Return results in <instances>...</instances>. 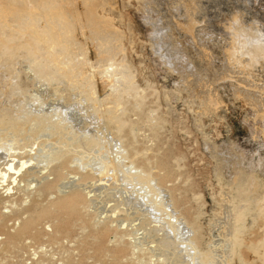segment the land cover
Segmentation results:
<instances>
[{"label": "rangeland", "instance_id": "rangeland-1", "mask_svg": "<svg viewBox=\"0 0 264 264\" xmlns=\"http://www.w3.org/2000/svg\"><path fill=\"white\" fill-rule=\"evenodd\" d=\"M257 44L264 0H0V264H264Z\"/></svg>", "mask_w": 264, "mask_h": 264}, {"label": "bare ground", "instance_id": "bare-ground-1", "mask_svg": "<svg viewBox=\"0 0 264 264\" xmlns=\"http://www.w3.org/2000/svg\"><path fill=\"white\" fill-rule=\"evenodd\" d=\"M243 31H244V30H243ZM252 36H253V35H252ZM252 36H251V37H252ZM255 36H256V35H255ZM261 38H262V37H261ZM38 41H39V39L36 40V41L34 40L33 45L31 46V49H32L33 51H34V49L36 48V47L34 48L33 46H34V45L36 46L37 43H38ZM39 42H40V41H39ZM248 42H250V41H248ZM40 43H41V42H40ZM41 44H42V43H41ZM255 45H256V43H255ZM240 46H241V45H240ZM257 46H258V44H257ZM258 47H259V46H258ZM35 50H36V49H35ZM6 51H7V50H6ZM256 51H257V52H256ZM256 51H255V52L258 53V54L261 53V56H262V53L264 54V47H259ZM258 51H259V52H258ZM250 55H251V53H250ZM254 55H255V54H254ZM256 56H258V55H256ZM252 57L254 58V56H252ZM263 57H264V56H263ZM253 58H252V59H253ZM258 58H259V56H258ZM260 59H263V58H260ZM122 128H123V127L119 128V131H118V132H123L124 130L121 131ZM13 157H15L14 159L12 158L13 160L9 158V160H11V161H9L7 167L5 166L6 168H4V169L0 172V181H1V183L6 182L5 189L7 190V192H9L10 190H13V191H14V187L16 188L17 186H20V185H19L20 183H22V182H23V183L26 182V179H27V178H30V177H28V176H29V173H30V168L32 167V164H30V161H25L24 158H20V157H18V159H16L17 156H13ZM2 158H3V157H2ZM1 160H2V159H1ZM60 164H62V163H60ZM60 164H59V165H60ZM59 165H58V166H59ZM58 166L55 167V168L53 169L54 174L52 173L54 176H56V179H55L56 181H59L60 179H62V177H63V173H64V171H62L63 167H60V166L58 167ZM1 168H2V167H1ZM1 168H0V169H1ZM65 172H66V171H65ZM45 175H46V174H45ZM43 176H44V175H43ZM54 176H53V177H54ZM65 176H66V175H65ZM34 178H36V177H34ZM41 178H42V177H41ZM41 178H40V177L37 178L38 181H40ZM64 179H65V178H64ZM76 179H77V178H76ZM53 180H54V178H53L51 181H53ZM55 180H54V181H55ZM70 180H71V179H70ZM97 180H98V179H97ZM3 181H4V182H3ZM9 181H10V183H8ZM31 181H33V180H31ZM35 181H36V180H35ZM45 181H46V180H45ZM71 181H72V180H71ZM28 182H29V181H28ZM61 182H62V181H60V183H61ZM64 182H65V181H64ZM67 182H68V181H67ZM96 182H98V181H96ZM101 182H102V181H101ZM101 182H100V184H101ZM69 183H71V182H69ZM103 183L106 185V183H105L104 181H103ZM78 184H79V183H78ZM94 184H95V183H94ZM96 184H97V183H96ZM104 184H102V185H104ZM3 185H4V184H3ZM3 185H2V188H3ZM21 185H22V184H21ZM23 185H25V184H23ZM27 185H28V184H27ZM53 185H54V183H51L50 180H48V182L45 183L44 186L42 187L41 191H40V189H39V192H41V193H39L38 195L43 194V196H46V193L49 192V191H48L49 189H52ZM79 185H80V184H79ZM84 185H85V184H84ZM84 185H83V186H84ZM93 186H94V185H93ZM21 187H22V186H21ZM40 187H41V186H40ZM0 188H1V187H0ZM18 188L20 189V187H18ZM3 189H4V188H3ZM53 189H55V187H54ZM56 189H58V188L56 187ZM85 189H86V188H85ZM93 189H94V188H93ZM65 190H66V189H65ZM13 191H12V192H13ZM21 191H22V190H21ZM23 191H24V190H23ZM80 191H81V189H80ZM5 192H6V191H5ZM15 192H16V190H15ZM51 193H52V192H51ZM51 193H50V194H51ZM73 193H74V192H73ZM14 194H15V193H14ZM69 194H71V193H69ZM69 194H68V195H69ZM82 194H84V193H82ZM25 195H26V194H25ZM28 195H29V194H28ZM47 195H49V194H47ZM85 195H87V194H85ZM57 196H58V197H61V196H59V195H57ZM1 197H2V195H1ZM28 197H29V196H28ZM58 197H57V199H59ZM63 197H65V196L63 195ZM63 197H61V198H63ZM71 198H72V197H71ZM87 199H88V198H87ZM91 199H92V198H91ZM59 200H60V199H59ZM2 202H3V201H2ZM4 202H5V201H4ZM108 202H109V201H108ZM0 204H1V202H0ZM86 204H87V203H86ZM115 204H116V203H115ZM115 204H114V205H115ZM53 205H54V204H53ZM88 205H89V204H88ZM88 205H87V206H88ZM85 206H86V205H85ZM85 206H83V207L81 206V207H82V210H83V208H84ZM115 206H116V205H115ZM34 207H36V205H34ZM42 207H43V206H42ZM71 207H72V208H70V209H72L73 211H75V212L78 211V208H77L76 205H72ZM91 207H92V206H91ZM38 208H39V207H38ZM47 208H49V207H47ZM87 208L89 209V207H87ZM31 209H33V206L30 208V210H29L28 212H30V211H31V212L33 211V212H34V210H31ZM34 209H36V208H34ZM39 209H40V208H39ZM41 209H44V207L41 208ZM41 209H40V210H41ZM52 209H53V208H52ZM85 209H86V208H84V211L81 212V213L84 214V215H85ZM91 209H92V208H91ZM43 211H44V210H43ZM51 211H53V210H51ZM121 211H123V210H121ZM33 212H32V213H33ZM38 212H39V211H37V213H38ZM54 212H57V213H58V211H57V210L55 211V209H54ZM59 212H61V211H59ZM87 212H88V210H87ZM95 212H96V211H95ZM113 212H114V211H113ZM116 212H117V211H116ZM116 212H115V213H116ZM119 212H120V211H119ZM67 213H68V212H67ZM34 214L37 215L36 212H35ZM117 214H118V213H117ZM58 215H59V214H58ZM86 215L89 216L88 213H87ZM86 215H85V217H87V219H85V222L88 221L89 218L91 217V214H90V217H89V218H88V216H86ZM96 215H97V214H96ZM119 215H120V214H119ZM121 215H122V214H121ZM37 217H38V216H37ZM37 217L34 216L33 218H31L30 221L25 222V223H24V228H23L24 231L22 230V232H27V231L31 230V229H32V226H33V224H34V221L37 219ZM39 217H40V215H39ZM39 217H38V218H39ZM52 217H53V216H51L50 218L52 219ZM65 217H66V216H65ZM106 217H107V216H106ZM106 217H105V218H106ZM186 217H187V216H186ZM29 218H30V217H29ZM48 218H49V217H48ZM55 218H56V216H55ZM61 218H63V217H61ZM92 218H93V217H92ZM112 218H113V217H112ZM187 218H188V217H187ZM63 219H64V218H63ZM63 219H62V220H63ZM66 219H67V218H66ZM68 219H69V218H68ZM3 220H4V219H3ZM52 220H53V219H52ZM103 220H104V219H103ZM103 220H102V221H103ZM1 221H2V220H1ZM24 221H25V220H24ZM56 221L59 222L58 219H57ZM64 221H65V219H64ZM80 221H81V220H80ZM89 221H90V220H89ZM93 221H94V225H95V224H96V222H95V218L93 219ZM93 221H92V220L90 221V222L92 223V225H93ZM3 222H4V221H3ZM57 222H56L55 224H57ZM62 222H63V221H62ZM74 222H75V221H74ZM74 222H73V223H74ZM104 222H105V221H104ZM113 222H114V221H113ZM52 223H53V221H52ZM80 223H83V222L81 221ZM91 223L88 224L89 227H91V225H90ZM97 223H98V222H97ZM53 224H54V223H53ZM77 224H78V223H77ZM77 224H76V225H77ZM98 224H99V223H98ZM107 224H108V223H107ZM116 224H117V223H116ZM194 224H196V223H194ZM194 224H191V228H192V236H191V240H190L189 242H195V243L198 244V242H199V238L201 237V236H200V234H201L200 231H201V230L198 228V225L195 226ZM1 225H2V224H1ZM1 225H0V226H1ZM76 225H73V227L76 226ZM83 225H84L85 227L88 226V225H85L84 223H83ZM94 225H93V226H94ZM104 225H105V224H104ZM145 225H146V224H144V226H145ZM53 226H54V225H53ZM146 226H147V225H146ZM148 226H149V225H148ZM35 227H36V226H35ZM85 227H84V228H85ZM89 227H87V228H89ZM116 227H117V226H116ZM75 228H76V227H75ZM77 228H79V227H77ZM80 228H81V227H80ZM112 228H113V227H112ZM126 228H127V227H126ZM148 228H149V227H148ZM151 228H152V227H151ZM156 228H157V227H156ZM73 229H74V228H73ZM85 229H86V228H85ZM103 229H104V227H103ZM103 229H102V230H99V231H101V234H103V233H102ZM141 229H142V228H141ZM146 229H147V228H146ZM154 229H155V227L152 228V230H154ZM77 230H78V229H77ZM87 230H88V229H87ZM111 230H112V229H111ZM124 230H125V229H124ZM157 230H158V229H157ZM199 230H200V231H199ZM125 231H126V230H125ZM130 231H131V230H130ZM130 231H129V232H130ZM158 231H159V230H158ZM158 231L155 232V233H158ZM22 232H21V233H20V232H19V233H16V232H15L14 235L12 234V235H11V236H12V239H15V238H16V239H18V238L20 239V237H23L24 234L21 235ZM36 232H40V231H37V230H36ZM58 232H59V231H58ZM83 232H84V231H83ZM126 232H127V231H126ZM152 232H153V231H152ZM171 232L173 233L174 236H175V235L177 236V234L175 233V230L172 229ZM33 233H35V232L33 231ZM48 233H51V232H48ZM84 233H86V232H84ZM56 234H57V233H56ZM159 234H161L160 231H159ZM59 235H60V234H59ZM129 235H130V234H129ZM156 235H157V234H156ZM28 236H29V235H28ZM53 236H54V235H53ZM57 236H58V234H57ZM115 236H116V235H115ZM9 237H10V236H9ZM125 237H126V236H125ZM158 237H160V235H158ZM161 237H162V235H161ZM177 237H178V236H177ZM49 238H50V237H49ZM97 238H98V237H97ZM97 238H96V242L99 240V238H98V239H97ZM103 238H104V237H103ZM5 239H6V238H4V240H5ZM21 239H22V238H21ZM90 239H91V238H90ZM93 239H94V237H93ZM131 239H132V238H131ZM166 239H167V240L164 241V239L162 238V240L165 242V244H166L167 246L169 245V246H168L169 248H170L171 244H173V245L176 244V243H175V242H176V239H177L176 237H175V239H173V241H172L171 239H169V238H166ZM168 239H169V240H168ZM0 240H1V239H0ZM88 240H89V239H88ZM88 240H87V241H88ZM128 241H129V240H128ZM133 241H134V240H133ZM154 241H155V239H154ZM184 241H185V240H184ZM263 241H264V240H263ZM13 242H15V241H14V240H11V241H10L9 245H10L11 247L9 246V248H8L9 250H11V248L16 247V244L18 243L17 240H16L17 243H13ZM19 242H20V243H18V245L21 244V241H20V240H19ZM98 242H99V241H98ZM98 242H97V243H98ZM130 242H131V241H130ZM134 242H135V241H134ZM2 243H3V239H2ZM7 243H8V242H6V244H7ZM24 243H25V241L23 242V245H24ZM27 243H28V242H27ZM29 243H31V242H29ZM29 243H28V244H29ZM57 243H58V242H57ZM59 243H60V242H59ZM151 243H152V241H151ZM4 244H5V243H4ZM4 244H0V245H4ZM131 244H132V243H131ZM182 244L185 245V242H182ZM263 244H264V243H262V245H263ZM153 245H154V244H153ZM158 245H159V244H158ZM259 245H260V244H259ZM262 245H261V246H262ZM7 246H8V245H5L6 248H7ZM20 246H21V248H22V244H21ZM20 246H19V247H20ZM27 246H28V245H27ZM129 246H131V245H128V247H129ZM132 246H133V245H132ZM144 246H145V245H144ZM175 246H176V245H175ZM175 246H174V247H175ZM2 247H3V246H2ZM24 247H25V246H23L22 249H24ZM125 247H127V246H125ZM156 247H157V245H156ZM255 247H256V246H255ZM255 247H254V248H255ZM263 247H264V245H263ZM26 248H27V247H26ZM28 248H29V246H28ZM40 248H41V247H40ZM130 248H131V247H130ZM133 248H134V247H133ZM133 248H132L131 250H134ZM147 248H148V247H147ZM149 248H150V247H149ZM257 248H258V247H257ZM261 248H262V247H261ZM0 249H1V248H0ZM17 249H18V248H17ZM30 249H31V248H29V250H30ZM135 249H136V248H135ZM154 249H155V248H154ZM173 249H174V248H173ZM3 250H4V248H3ZM9 250H6V252L9 251ZM25 250H27V249H25ZM25 250H24V251H25ZM32 250H33V248H32ZM35 250H37V249L35 248ZM35 250H34V251H35ZM42 250H43V249H42ZM151 250H152V249H151ZM156 250H157V249H156ZM170 250H171V249H170ZM113 251H114V250H113ZM165 251H166V250H165ZM0 252H3V251H0ZM4 252H5V251H4ZM30 252H31V250H30ZM32 252H33V251H32ZM38 252H39V253H44V252H41L40 249L38 250ZM93 252H94V251H93ZM10 253H11V252H10ZM13 253L16 254L15 252L12 251V254H11L12 256H13ZM34 253H35V252H34ZM94 253H95V252H94ZM19 254H20V252H19ZM28 254H29V252H28ZM28 254H27V255H28ZM31 254H32V253H31ZM35 254L37 255L38 253L36 252ZM45 254H46V253H45ZM140 254H141V253H140ZM149 254H151V253H149ZM1 255H2V254H1ZM4 255H5V254H4ZM6 255H10V254H8V252H7ZM6 255H5V256H6ZM11 255H10V256H11ZM22 255H23V254H22ZM24 255H25V253H24ZM36 255H34V256L36 257ZM109 255H110V254H106V253H104V256H105V259H106L105 261H106V262L108 261V260H107V257H108V259L112 257V256L109 257ZM141 255H142V254H141ZM165 255H166V254H165ZM10 256H9V257H10ZM12 256H11V257H12ZM14 256H15V258H17L16 255H14ZM28 256H29V258L31 257L30 254H29ZM28 256H26V257H28ZM34 256H33V257H34ZM37 256H38V255H37ZM45 256H46V255H45ZM47 256H48V255H47ZM143 256H144V255H143ZM146 256H147V255H146ZM146 256H145V257H146ZM151 256H152V255H151ZM153 256H154V255H153ZM9 257H7V258H9ZM38 257H40V256H38ZM41 257H42V256H41ZM43 257H44V255H43ZM43 257H42V258H43ZM49 257H51V255H50ZM49 257H48V258L46 257V258H47V259H50ZM53 257H54V256H53ZM140 257H142V256H140ZM154 257H155V256H154ZM4 258H5V257H4ZM4 258H2V259H4ZM7 258H6V259H7ZM15 258H14V259H15ZM19 258H22V260H26V259H23L24 256H23V257H19ZM19 258H18V259H19ZM36 258H37V257H36ZM51 258H52V257H51ZM147 258H149V257H147ZM14 259H12L13 261L11 260L12 263L15 262ZM33 259H34V258H33ZM33 259H32V260H33ZM99 259H100V258H99ZM103 259H104V258H103ZM7 260H8V259H7ZM27 260H28V258H27ZM27 260H26V261H27ZM29 260H31V259H29ZM37 260H38V259H37ZM43 260H44V258H43ZM45 260H46V259H45ZM110 260H111V259H110ZM116 260H117V259H116ZM129 260H130V259H129ZM131 260H132V259H131ZM151 260H152V259H151ZM2 261H3V260H2ZM2 261H1V264H2ZM9 261H10V260H9ZM16 261H17V264H18V262H21V261H19V260H16ZM38 261H39V260H38ZM40 261H41V260H40ZM100 261H101V260H100ZM102 261H103V263H105L104 260H102ZM143 261H144V260H143ZM149 261H150V260H149ZM3 262L6 263V261H3ZM7 262H8V261H7ZM34 262H35V260H34ZM41 262H42V261H41ZM43 262L45 263V261H43ZM47 262H49V261H47ZM112 262H113V261H112ZM114 262H116V261H114ZM120 262H121V261H120ZM131 262H132V261H131ZM147 262H148V261H147ZM151 262H152V261H151ZM10 263H11V262H10ZM12 263H11V264H12ZM15 263H16V262H15ZM21 263H22V262H21ZM25 263H26V262H25ZM31 263L33 264V261L29 262V264H31ZM36 263H37V261H36ZM44 263H43V264H44ZM67 263H68V262H67ZM126 263H127V262H126ZM138 263H139V262H138ZM19 264H20V263H19ZM22 264H24V262H23ZM27 264H28V263H27ZM105 264H106V263H105ZM107 264H108V263H107ZM110 264H111V262H110ZM132 264H133V263H132ZM134 264H136L135 261H134ZM139 264H140V263H139Z\"/></svg>", "mask_w": 264, "mask_h": 264}]
</instances>
